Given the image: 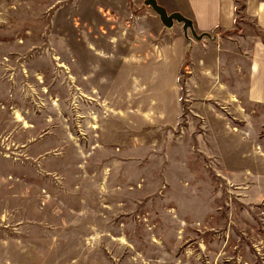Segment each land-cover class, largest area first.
<instances>
[{
	"label": "rangeland",
	"instance_id": "374dc122",
	"mask_svg": "<svg viewBox=\"0 0 264 264\" xmlns=\"http://www.w3.org/2000/svg\"><path fill=\"white\" fill-rule=\"evenodd\" d=\"M144 1L0 0V264H264L243 0L200 40Z\"/></svg>",
	"mask_w": 264,
	"mask_h": 264
},
{
	"label": "crops",
	"instance_id": "0c3cea01",
	"mask_svg": "<svg viewBox=\"0 0 264 264\" xmlns=\"http://www.w3.org/2000/svg\"><path fill=\"white\" fill-rule=\"evenodd\" d=\"M158 1L166 11L169 9L170 13L176 12L186 17L193 30L199 34L237 30V0H170L173 8ZM243 3L241 19H245V22L239 23V26H242V34L248 31L246 38L242 36L241 44L246 50L243 51L247 53L245 58L248 62L246 98L249 103L264 105V37L255 32L256 28L264 36V0H243Z\"/></svg>",
	"mask_w": 264,
	"mask_h": 264
},
{
	"label": "water",
	"instance_id": "95a60500",
	"mask_svg": "<svg viewBox=\"0 0 264 264\" xmlns=\"http://www.w3.org/2000/svg\"><path fill=\"white\" fill-rule=\"evenodd\" d=\"M144 3L145 5L151 7L165 27L170 28L173 23L176 22L183 25V30L185 33L190 30L193 38L196 40H200L208 36L206 34L196 35L192 28L191 22L187 18L182 16L180 13H167V11L156 2V0H145Z\"/></svg>",
	"mask_w": 264,
	"mask_h": 264
}]
</instances>
